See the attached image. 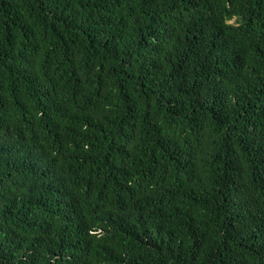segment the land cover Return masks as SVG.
Segmentation results:
<instances>
[{
	"label": "trees",
	"instance_id": "16d2710c",
	"mask_svg": "<svg viewBox=\"0 0 264 264\" xmlns=\"http://www.w3.org/2000/svg\"><path fill=\"white\" fill-rule=\"evenodd\" d=\"M0 264H264V0H0Z\"/></svg>",
	"mask_w": 264,
	"mask_h": 264
}]
</instances>
